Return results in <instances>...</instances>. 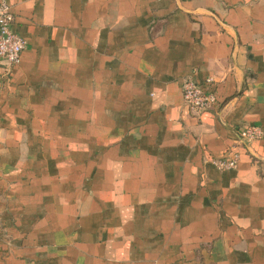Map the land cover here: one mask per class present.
Instances as JSON below:
<instances>
[{"label": "crops", "instance_id": "1", "mask_svg": "<svg viewBox=\"0 0 264 264\" xmlns=\"http://www.w3.org/2000/svg\"><path fill=\"white\" fill-rule=\"evenodd\" d=\"M7 1L0 264H264V0Z\"/></svg>", "mask_w": 264, "mask_h": 264}, {"label": "built area", "instance_id": "2", "mask_svg": "<svg viewBox=\"0 0 264 264\" xmlns=\"http://www.w3.org/2000/svg\"><path fill=\"white\" fill-rule=\"evenodd\" d=\"M14 15L7 0H0V62L2 74L0 75V88L11 76L15 67L19 66L22 53L26 50L27 42L12 30ZM183 96L187 106L197 112L213 110L218 104V93L211 80L205 85L197 84L193 80L183 82ZM264 137V130L259 126H250L240 134V141L250 145ZM239 157L221 158L214 161V165L222 171L236 170Z\"/></svg>", "mask_w": 264, "mask_h": 264}]
</instances>
